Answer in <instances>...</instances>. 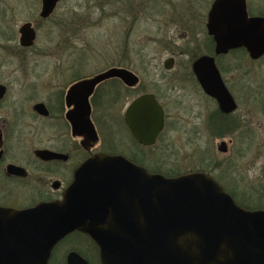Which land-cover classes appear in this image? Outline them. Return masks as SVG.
Segmentation results:
<instances>
[{"label": "water", "instance_id": "water-1", "mask_svg": "<svg viewBox=\"0 0 264 264\" xmlns=\"http://www.w3.org/2000/svg\"><path fill=\"white\" fill-rule=\"evenodd\" d=\"M61 1L42 0L40 16L49 18ZM208 30L217 55L237 48H245L252 58L264 53V15L249 17L246 0H216ZM20 33L21 46L36 41L30 23ZM194 71L222 113L237 111L213 58L197 61ZM112 77L127 84L135 79L113 69L80 83L74 92L90 94ZM126 119L132 134L149 146L164 126L163 109L152 95L135 101ZM86 126L94 135L89 120ZM80 128L74 122L76 133ZM219 151H228L226 142ZM74 231L96 242L102 264H264V209L242 208L203 172L168 178L123 157L96 155L88 160L76 171L62 202L25 211L0 207V264H49L55 246ZM68 263L88 264L76 254Z\"/></svg>", "mask_w": 264, "mask_h": 264}, {"label": "flooded vegetation", "instance_id": "flooded-vegetation-1", "mask_svg": "<svg viewBox=\"0 0 264 264\" xmlns=\"http://www.w3.org/2000/svg\"><path fill=\"white\" fill-rule=\"evenodd\" d=\"M151 1L152 7L142 2L140 5L143 8H130L131 12L143 10L147 15L144 36L147 43L141 45V42L133 39L134 32L139 31L133 27L141 21L140 17H134L125 36V53L121 58L118 55V58L123 59L119 61H127L130 64L136 60L144 62L146 59L143 49L147 44L153 43L155 47H161L167 52L166 56H162L163 60L157 56L150 58V61H162L163 70L156 77L157 80H146L139 73L118 63L89 77L76 72L75 68L69 77H65L66 83L63 86L51 92L46 100H39L38 93L35 92V72L21 69L10 72L9 77L0 76L1 208L25 211L43 203L62 202L66 191L74 182L78 168L96 155L123 157L149 173L158 170L156 173L161 174L159 169L164 170L158 163L159 159L151 153L160 141L166 139L168 129L172 133L173 127L176 126L170 124L169 110L177 107L205 110L209 105H217L216 108L219 109L216 99L206 93L194 71V64L202 58L214 59L226 87L238 105L232 87L229 88L223 77L226 72L232 73L238 69L229 57L232 54H240L246 63L255 65L264 58V53L252 58L245 48H237L227 54L217 55L215 39L208 30L209 14L216 0L206 1V5L209 3L210 6L206 14H198L196 11L188 13L186 7L173 1L169 2L172 3L170 7H159L163 0ZM191 1L187 0L189 4ZM117 4L120 5V0H117ZM251 6L253 7L249 0H246L249 17H263L264 8L254 11L255 8L251 9ZM0 10L3 13L1 7ZM54 12L47 19L42 18L39 13V19L42 22L49 20ZM152 12L166 16L165 19L180 27V33H167L162 23H154L157 19L152 17ZM3 16L5 18V15ZM117 18H120L119 13ZM162 20L163 17L161 22ZM27 23L31 24L34 32L36 31V41L34 40L31 47H23L20 42V29ZM153 24L158 26L155 31H152ZM11 31L9 34L2 33L0 47L16 41V34ZM17 33L18 45L22 52L35 48L38 40L37 22L23 23ZM3 42H6L5 45ZM14 57L22 64L21 68H24L27 56L18 54ZM113 69L129 72L135 77L134 81L127 84L119 77H112L99 82L90 94L83 89L74 92V88L80 83ZM146 95L154 96L164 112L163 129L157 136L156 143L150 146L142 144L132 134L126 119L129 107ZM233 114L235 113L224 115ZM87 120L94 128V135L86 126ZM74 122L81 126L80 133H76ZM208 125L210 132L214 134L210 123ZM153 160L157 164H152ZM71 254L78 255L88 264H102L98 245L81 231L70 233L55 246L49 264H69Z\"/></svg>", "mask_w": 264, "mask_h": 264}, {"label": "rangeland", "instance_id": "rangeland-1", "mask_svg": "<svg viewBox=\"0 0 264 264\" xmlns=\"http://www.w3.org/2000/svg\"><path fill=\"white\" fill-rule=\"evenodd\" d=\"M172 1L186 7L188 13L196 11L206 14L210 7L209 3L206 5L207 0H192L190 4L187 0H163L159 7H170L172 3L169 2ZM142 2L152 7L151 0H120L119 6L117 0H63L53 16L42 22L39 19L41 0H0L3 10V13L0 10V43L3 32L9 34L13 30L16 34V41L9 42V47L5 45L6 42H3L4 47H0V76L9 77L10 72L21 69L35 72V92L39 100H46L51 92L63 86L65 77H69L75 68L76 72L89 77L118 63L139 73L146 80H157L156 77L163 70L162 61H150V58L157 56L162 59V56H166L167 52L161 47L147 44L143 49L144 62L136 60L130 64L118 58V55L121 58L125 53L124 40L134 17H140L141 21L133 27L139 30L134 32L133 39L141 42V45L147 43L144 38L147 15L143 10H133L135 13L130 10L143 8L140 5ZM249 2L255 8L254 11L264 8V0ZM152 13V17L157 19L154 23H162L167 33H180V27L165 19L166 16ZM27 21L37 22L38 40L35 48L22 52L18 45L17 30ZM157 27L153 24L152 31ZM18 54L27 56L24 68L14 57ZM229 59L238 69L232 73L226 72L223 77L238 100L239 107L233 117L239 121V130L229 136L223 133L220 137L210 132L209 123L215 132L213 114L217 105H209L205 110L173 108L169 110V121L171 125L178 126L173 127L172 133L168 129L166 139L158 143L151 155L159 159L163 170H180L182 174H187L202 169L203 162L199 156L207 158L211 151L206 162L213 164L219 161L222 165L212 172L213 175L220 176L223 185L236 193L243 201L241 203L264 207V194L261 193L264 191V58L255 65L246 63L240 54H232ZM222 141L227 143L226 153L218 151ZM151 162L157 164L154 160ZM252 197L254 199L249 200V203L244 201Z\"/></svg>", "mask_w": 264, "mask_h": 264}, {"label": "trees", "instance_id": "trees-1", "mask_svg": "<svg viewBox=\"0 0 264 264\" xmlns=\"http://www.w3.org/2000/svg\"><path fill=\"white\" fill-rule=\"evenodd\" d=\"M213 118H214V136H222L221 134L225 133L224 135H231L235 130H239L240 124L239 121L233 117V115L230 116H226L224 115L218 108L215 109V112L213 114ZM224 138V137H223ZM208 157H203V156H199V160L203 162V166L201 167L202 169L198 170V171H192V172H203L206 174H209L211 176H213L220 185L223 186V188L225 189V191L227 193H229L234 200L237 202V204H239L241 207L248 209V210H258V209H264L263 205H258V206H254L252 204H250L248 201L254 199L253 197L250 199L244 200L246 202H248L249 204H245L241 203L243 201H241L238 196L236 195V193H234L232 190H229L227 187H225L222 183L221 177H215L213 175L212 172L216 171V169L220 168L222 165L219 161L215 162V163H211V162H206V160H208L211 156V151L208 152ZM213 157V156H212ZM204 162H206V165L204 166ZM199 167V166H198ZM158 171V170H157ZM157 171H151L152 173H156ZM159 172L161 174H163L166 177H178L180 175H183L180 170L175 171V170H170V171H161L159 169ZM264 194V191L261 192ZM259 200V199H257Z\"/></svg>", "mask_w": 264, "mask_h": 264}]
</instances>
